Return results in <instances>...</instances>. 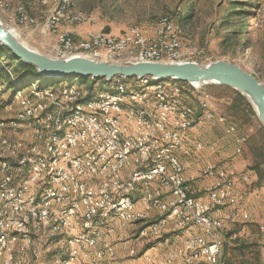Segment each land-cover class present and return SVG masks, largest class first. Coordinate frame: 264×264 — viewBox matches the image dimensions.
<instances>
[{"label": "built area", "instance_id": "built-area-1", "mask_svg": "<svg viewBox=\"0 0 264 264\" xmlns=\"http://www.w3.org/2000/svg\"><path fill=\"white\" fill-rule=\"evenodd\" d=\"M19 4L15 5L16 15L9 17L11 27L17 32L20 26L37 27L38 19L21 14ZM47 9L44 28L56 36L51 46L53 54H58V48L91 42L90 53L85 56L108 62L203 63L209 59L207 55L191 56L190 49H184L182 39L167 40V33L150 34L133 29L131 39L121 40V32L88 29L81 40H76L73 28L95 25L98 17L92 22L82 21L76 12L60 8L59 2L58 8ZM4 13L7 6L0 9V14ZM167 31H175L174 24L172 30ZM100 38L113 40L110 51L101 49ZM148 52H155V60H141V53ZM147 78L121 77L120 86L146 82ZM189 86L191 93L200 96L199 106L205 111V118L191 117L188 104H182L186 94H178L176 87H159L136 98L140 113L129 112L125 100L99 96V101L93 103L99 112L98 120H89L87 111H83V119L68 125V137L53 139L51 131L50 145L40 143V151L34 155H44L46 166L35 164L32 155L29 160H17V164H21L17 175H22V182H15V175L0 176V235L12 228L25 229L28 261L24 264H36L41 240L52 241L49 221H56V227H67L70 234H76V258L67 264H93L94 257H101V264H119L121 252L131 260L128 264H213L215 254L224 249V235L237 238V233L229 232L226 221L250 220L251 210L241 207L224 212L225 207L236 203L237 194L234 178L223 158L218 163H206L202 168L203 176L214 179L206 189L208 200L195 197L193 191L184 193V186H191V180L185 174L180 152L189 155L193 150L215 149L213 144L201 140L187 145L188 134L207 122L223 125L226 133L234 135L239 144L237 153L242 152L247 135L240 133L238 126L218 111L209 91L200 90V85ZM74 92L59 89V94L65 96V109L71 108L69 99ZM43 98L46 99V95ZM171 98H178V106H171ZM113 100L125 101V108L114 109ZM100 116L111 120V128L101 127ZM33 118H38L37 113ZM61 125H64L62 119ZM87 147H95V155H87ZM49 151H56V158H49ZM147 167H154V174H147ZM54 168H61V178L46 182L48 170ZM106 170H113V178H106ZM139 173H146V180H139ZM245 180L249 181L250 176H245ZM3 184L12 185L13 198H6ZM31 184L50 188L52 202L30 194ZM124 188H133L134 195L141 196V203H131L130 196L124 195ZM260 192L264 199V183L260 185ZM110 207L122 208L121 217L108 218L107 208ZM72 208L84 209L89 221L96 225L97 235H87V231L77 225L71 217ZM62 214H69V223H62ZM137 217H144V225H137ZM152 217H164L168 231L174 230L176 225L189 224L187 236L181 246L169 250L162 259H157L151 251L143 258H134L132 240L142 243L166 233L161 232V225H152ZM129 220H136V237H129ZM30 234H39L35 250H27ZM10 243L4 241L0 248H9ZM199 244H206L207 254L199 253Z\"/></svg>", "mask_w": 264, "mask_h": 264}, {"label": "rangeland", "instance_id": "rangeland-1", "mask_svg": "<svg viewBox=\"0 0 264 264\" xmlns=\"http://www.w3.org/2000/svg\"><path fill=\"white\" fill-rule=\"evenodd\" d=\"M16 1L22 2V0ZM40 1L42 5H47L49 8H53L54 6L52 2L43 3L42 0ZM70 1L72 3L73 10L93 13L98 16L100 23L112 22L114 25L120 27V31L127 26L128 27L125 30H127L131 25H137L133 23L144 24L150 27L153 24L155 25L159 17L168 14L173 15L182 30L184 49H190L191 56H209V59L203 62L205 64L215 60H225L239 64L249 72L256 75L264 83V0ZM234 3H239L236 9L238 11L242 10L245 13L243 17L240 18L241 24H246L245 28H242V25L236 26L235 28H228L223 25V20L225 19L224 17L229 13L231 5ZM4 6H7V12L12 8L9 0H0V9H4ZM3 15L4 14H0V19L10 25V23L4 19ZM12 15H16L15 7ZM140 27L143 29L142 26ZM18 31L20 32L19 29ZM143 31L145 30L143 29ZM30 45L35 47L34 44ZM43 52L51 56H55L52 48ZM81 81L82 78L78 77L71 81H62L61 83L55 82L54 86L58 87L70 82L75 85V87H79L84 95L94 96L102 95L113 90V82L103 85L101 81H97L94 84V89L91 90L88 84L81 83ZM38 84L50 83L46 77L42 76L38 79ZM38 84L34 83L36 87ZM50 85L52 86L53 83ZM183 85L185 87L184 94L187 95H185L184 101L195 107H199L198 97L195 96V93L190 92L192 89L189 86L190 84L188 86L187 84ZM203 85L212 95L215 107H217L218 111L226 114L233 122L241 126L242 128L239 130L240 133L247 135V141L242 152L234 162L230 163L229 161V164L227 165L230 174L235 181L237 200L234 205L230 204L226 208H240L247 203V199L244 198V196L248 195V192H255L256 196L261 197L259 191L260 184L264 183V163H259L258 159L259 156L264 154V128L257 116L249 115L248 117H241L230 111V105L233 100L236 99V90L234 88L220 84ZM31 86L32 85H27V87ZM27 87L19 89L16 94L13 93L12 95L0 87V121L9 119L16 115L17 109L15 108V105L18 98L21 96H27L24 94L21 95L20 92L27 91L29 89ZM46 88H48V86L43 87V89ZM55 93L57 94L58 91ZM11 103H13V106H11ZM213 127L214 128L211 130H206V134L208 136H212L210 139L221 140L223 145L229 144V138L225 136L223 137V128L221 129V126ZM16 135L20 136L21 132H16ZM196 168L197 165L193 163L192 169L196 170ZM249 170H253L257 174V177L253 180V182H247V180H244L243 178L244 174ZM193 179L194 182L191 180V183L193 182L197 185V182H200V179L202 180L203 178L196 176ZM137 196L139 195H136V197ZM156 219L157 217H152V221ZM232 223L238 225V223L234 221H227L225 224L227 228H230ZM246 224H248L257 234V240L260 241L255 243L256 253L253 255L249 254V258L247 260L246 258L238 257V255H236L235 248L238 246L237 243H239L240 239L231 240L225 238L227 236L224 235V254L222 252V257H224V261L230 260V264H264V251L261 249L262 246L264 247L263 233L261 232V230L264 231V228L261 227L260 230L259 224L254 221L247 222ZM137 225H144V220L138 221ZM262 226H264V224H262ZM132 227H134V230L129 232V237H136V222L135 224L131 223L128 225V231ZM185 230L188 233L189 229ZM58 239V237H55L52 241L49 240L42 244V256L37 259L36 263L42 261L47 264H53L57 261L60 263L58 258L66 255L67 247ZM163 239L164 238L155 239L154 241H143L142 243L140 240H132L131 252H133V257H138L144 253L148 244L152 250L153 248H157L162 252V250H164L163 241L165 240ZM54 242H59V244H54ZM21 248L22 245H17L16 247L17 250H20ZM259 251L261 252L260 255H258ZM25 252V258L27 259L26 261H28V253L27 251Z\"/></svg>", "mask_w": 264, "mask_h": 264}, {"label": "bare ground", "instance_id": "bare-ground-1", "mask_svg": "<svg viewBox=\"0 0 264 264\" xmlns=\"http://www.w3.org/2000/svg\"><path fill=\"white\" fill-rule=\"evenodd\" d=\"M42 2H52L54 4L53 8H58L59 2L60 8H67L68 11L76 12L82 18V21L85 22H92L94 17H97L93 13L73 10L70 0H42ZM19 12L26 14V16H32L23 4H19ZM172 24H174L175 31H167L172 30ZM153 28V34L167 33V40H183L181 27L173 15L168 14L159 17ZM133 29L134 31H143L140 26L131 25L127 30L121 32V40L131 39V31ZM100 47L103 51H110V48L113 47V40L100 38ZM90 49L91 42L77 43L76 45H71L70 48H58V54L54 55L59 58L87 55L90 53ZM141 60H155V52L141 53ZM112 82L113 90L98 96L84 95L79 87H75L70 82L58 87L54 85L48 86L46 89L36 87L34 83L31 84V87H27L30 90V95L18 98L15 105L17 109L16 115L0 121L1 178H9L10 174L15 175V182H22V175H17L21 171V164H17V160H29L32 155L35 164L46 166L44 155H34L35 152L40 151V143L50 145L51 131L53 139L68 137V125L77 124V120L83 119V111H87L89 120H98L99 112L94 109L93 103L99 101V96L106 97V99L125 100L128 102L129 112L140 113V104L136 102V98L150 94V91L159 87H176L178 94H184L185 88L181 81L157 79L154 77H148L146 82L131 83L124 86H120L121 77L114 79ZM59 89H66V91L75 90L74 95L69 99V107L71 108L65 109V96L59 94ZM200 90L207 89L202 84L200 85ZM56 91H58L57 94L55 93ZM23 92L21 91L20 94L23 95ZM43 95H46V99L43 98ZM197 97L200 103V96ZM125 101L113 100V108L124 109ZM182 104H188L184 101V97H182ZM11 106H13V103H11ZM171 106H178V98H171ZM34 113H37L38 118H33ZM188 113L191 114V117L205 118V111H201L200 106L195 107L188 104ZM45 114H48L47 126ZM61 119L64 125L59 126ZM100 124L102 128H111V120H108L107 116H100ZM13 131H19L21 135L17 136L16 132ZM87 155H95V147H87ZM49 158H56V151H49ZM147 174H154V167H147ZM59 178H61V168L48 170L46 182H56ZM106 178H113V170H106ZM139 180H146V173H139ZM3 191L6 192V198H13L11 184H3ZM184 193H192V186H184ZM30 194L44 197V202H52L50 188H39V184L30 185ZM124 195L130 196L131 203H137V200L141 201V196L137 198L134 195L133 188H124ZM121 215L122 208H107L108 218H119ZM71 217L76 220L80 228H84L87 231V235H97L96 225H93L92 221H89L83 208H72ZM143 220L144 217H137V222ZM135 222L136 220H129L128 225L131 223L135 224ZM62 223H69V214H62ZM152 225H161V232H164L168 228V225H164V217H157L156 220L152 221ZM176 227L189 228V224H179ZM49 230H53L52 239L58 237V240L67 247L66 255L58 258L60 263L57 261L53 264H67L70 260H75L76 234H70V230L67 227H56V221H49ZM160 236L158 235L156 238ZM4 241L11 243L9 244V248H0V264H24L27 260L24 255L26 253L25 229L12 228V230H4L3 235H0V246L3 245ZM47 241L49 240H41V249L37 253V259L42 256V244ZM38 244L39 234H30L27 239V250H35ZM17 245H22V248L17 250ZM222 252L223 249L220 250V254H215L213 264H227L222 258ZM199 253L207 254L206 244H199ZM36 264L47 263L42 261ZM93 264H101V257H94Z\"/></svg>", "mask_w": 264, "mask_h": 264}, {"label": "water", "instance_id": "water-1", "mask_svg": "<svg viewBox=\"0 0 264 264\" xmlns=\"http://www.w3.org/2000/svg\"><path fill=\"white\" fill-rule=\"evenodd\" d=\"M0 44L25 63L36 66L41 75L56 82L76 78L114 79L154 77L174 79L190 85L220 84L239 91L250 102L264 126V83L242 66L225 60L209 63L196 61H135L108 62L85 55L59 58L46 54L28 44L10 25L0 19Z\"/></svg>", "mask_w": 264, "mask_h": 264}, {"label": "crops", "instance_id": "crops-1", "mask_svg": "<svg viewBox=\"0 0 264 264\" xmlns=\"http://www.w3.org/2000/svg\"><path fill=\"white\" fill-rule=\"evenodd\" d=\"M11 2L12 8L10 10H8L7 13H4L3 17L5 20H9L10 15H12L13 13V9L15 7V5H17L18 3H23L28 12L32 15H34L38 21H39V25L37 27H27V26H20L18 29L20 30L19 34L21 35V37L28 43V44H34L35 47H37L38 50L40 51H46L48 49L51 48V46L55 43L56 41V36L54 34H51L49 32H47L45 30V19L48 15V9H46L44 4L42 5L40 0H22L21 1H16V0H9ZM47 8H49V6H47ZM98 17V16H97ZM14 23V22H13ZM133 24H137L143 27V29L145 30V32L153 34L154 32V24L152 26H146V25H142L139 23H133ZM128 27V26H127ZM127 27H125L124 29H122V31H120V27L114 25L112 22L110 23H100L98 20V23H96L95 25H77L75 26L73 29L75 31V38L76 40H81L84 35L85 32L88 29H94V30H104V31H112L115 33H119V32H123ZM24 95H30V90L24 91L23 92ZM213 99V97H212ZM213 104L215 105L214 101L212 100ZM213 126H221L220 128L222 129V133H223V137H227L230 140L229 144H222L221 140H212L210 139L212 136H208L206 134V130H211L212 128H214ZM209 138V139H207ZM204 141L207 142L209 144H213L215 149L211 150L209 147H207L206 149H204L203 151L197 152V151H192L191 154L189 155H185L183 153L180 152V158L184 164V171L185 174L187 176L188 179L193 180L196 176H200L201 178H203L202 180L200 179V182H197V185H195L193 182L191 183L192 186V191H193V195L195 197L201 198L203 200H208V194L206 192V189L208 187L209 184H211L213 182L214 179L212 178H208L203 176L202 174V168L206 163L209 162H215L218 163L220 162V158H223V161L226 162V165L230 163L234 162L235 159L240 155V153H237V149L239 148V144L235 141V137L232 134H228L225 132V127L223 125L220 124H214V123H210L207 122L205 123L203 126H201L200 128L190 132L188 134V141H187V145L191 146L193 145L194 141ZM245 145V144H244ZM243 145V148H244ZM195 163L197 165L196 170L192 169V164ZM194 170V171H193ZM245 176H250V180L247 182H253V180L256 179L257 174L252 170L247 171L244 174V180H245ZM261 185V184H260ZM260 195L261 192L259 191ZM237 194V193H236ZM240 195V192H239ZM139 196H137L138 198ZM242 197V196H241ZM244 198H246V202L244 204V206L242 207H248L251 210V219L247 220V221H234L237 224L232 223V225L230 226L229 232L230 233H237V238L233 239L229 236L225 237L231 240H237L238 238L240 239L239 243H237V245H241V244H248V243H258L260 241L257 240L256 237V233L250 228V226L248 224H246L247 222L250 221H254L256 223L259 224L260 230L261 227L264 228V226H262V224H264V199L261 195L260 196H256L255 192H248V195L244 196ZM137 203H141L140 200H137ZM241 208V207H240ZM232 209H239V208H230L227 209L225 207L224 212H229ZM227 222V221H226ZM227 227V226H226ZM134 227H132L128 232L133 231ZM185 229H189V228H177L176 226L174 227V230H169L168 228L165 229L164 232H166L164 235H162L161 237H158L156 239L159 238H164L163 240V244H164V250H158L157 248H152L149 246V244L147 245V249L145 250L144 253H142L141 255H139L138 257H134V258H143L145 254H147L149 251H151L157 259H162L166 253L178 246H181L183 244V241L185 239V237L187 236V231ZM185 231V232H184ZM261 232L263 233V241H264V231L261 230ZM224 238V239H225ZM242 238V239H241ZM238 239V240H239ZM138 241V240H135ZM154 241V240H153ZM133 248V247H132ZM262 251H264V247H261ZM156 250V251H154ZM223 254H224V249H223ZM236 255H238V257H243L246 258V260L249 258V254L243 255L242 253H238L236 251ZM131 260L127 258V256L124 253H119L118 256V263L119 264H128ZM143 260H140V262H142ZM200 264H207L206 262H200Z\"/></svg>", "mask_w": 264, "mask_h": 264}, {"label": "trees", "instance_id": "trees-1", "mask_svg": "<svg viewBox=\"0 0 264 264\" xmlns=\"http://www.w3.org/2000/svg\"><path fill=\"white\" fill-rule=\"evenodd\" d=\"M238 4L239 3L232 4L229 13L224 17L225 19L223 20V25L225 27L235 28L236 26L242 25V28H245L246 24H241L240 20V18H242L245 13L242 10L238 11L236 9ZM42 76L43 75L40 74L36 66L25 63L21 59L14 56L7 47L0 44V87H2L4 91L9 92L10 95L13 93L16 94L19 89L26 88L27 85L30 86L32 83L38 84V79ZM46 78L50 84L53 83V85H55L56 80L54 78ZM97 81H101L103 85L109 84V82L104 78L82 79L81 83L88 84L89 88L92 90L94 89V84ZM182 83L187 84L186 82ZM50 84H38V87L43 88L44 86H51ZM230 111L241 117H248L249 115L257 116L250 102L237 90L236 99H234L230 105ZM237 126L239 130L242 128L239 125ZM258 161L259 163H264V154L259 156ZM255 247V243L241 244L235 248V251L242 253L243 255H253L256 253ZM260 254L261 252L259 251L258 255ZM226 263L230 264L231 262L230 260H226Z\"/></svg>", "mask_w": 264, "mask_h": 264}]
</instances>
